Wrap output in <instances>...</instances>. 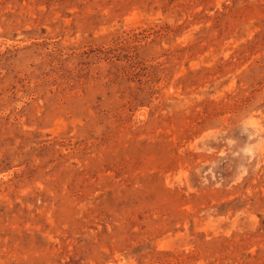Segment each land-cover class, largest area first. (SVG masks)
<instances>
[{
	"label": "rangeland",
	"instance_id": "1",
	"mask_svg": "<svg viewBox=\"0 0 264 264\" xmlns=\"http://www.w3.org/2000/svg\"><path fill=\"white\" fill-rule=\"evenodd\" d=\"M0 264H264V0H0Z\"/></svg>",
	"mask_w": 264,
	"mask_h": 264
}]
</instances>
